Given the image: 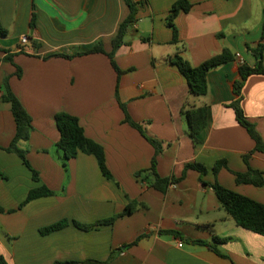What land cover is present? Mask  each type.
<instances>
[{
    "label": "crops",
    "instance_id": "1",
    "mask_svg": "<svg viewBox=\"0 0 264 264\" xmlns=\"http://www.w3.org/2000/svg\"><path fill=\"white\" fill-rule=\"evenodd\" d=\"M177 1L147 0L133 28L137 34H129L115 54L124 72L119 76L106 54H77L99 42L106 53L112 51L119 25L130 13L124 0H0V22L9 31L0 37V47L14 54L10 63L0 50V89L9 76L12 91L32 117L30 139L18 146L40 176L35 182L24 162L4 151L15 138L16 122L11 104L0 100V257L7 264H264V236L236 225L198 171L188 170L166 194L136 177L151 167L155 149L125 122L121 104L147 135L163 144L160 177L181 178L186 165L200 163L207 168V184L217 181L264 203V186L238 185L231 173L248 170L244 157L255 148L228 107L237 100L234 84L241 80L237 57L209 72L204 96L193 95L170 63L180 54L196 67L227 48L255 67L258 59L248 46L264 44V0H187L193 8L176 17L179 42L173 44L167 17ZM242 97L246 118L264 140V75H251ZM184 106L208 108L198 146ZM59 113L77 117L86 136L104 148L113 180L103 175L94 156L80 153L65 160L57 149ZM220 160L227 161L228 169L215 176ZM249 164L264 172V155L252 154ZM42 186L54 194L21 207L30 191ZM130 201L137 208L123 214ZM116 216L109 226H75ZM63 220L69 221L67 227L41 233ZM216 237L228 239L218 246L227 257L193 242L214 243Z\"/></svg>",
    "mask_w": 264,
    "mask_h": 264
},
{
    "label": "trees",
    "instance_id": "2",
    "mask_svg": "<svg viewBox=\"0 0 264 264\" xmlns=\"http://www.w3.org/2000/svg\"><path fill=\"white\" fill-rule=\"evenodd\" d=\"M129 8V16L119 25L117 34L112 42V51L110 53H106L103 47L102 42H99L96 47L88 52L79 53L77 55H86V54H95L102 53L106 54L117 72L119 76H121L124 72L121 71L116 62H115V54L117 50L126 44V38L129 34L135 33L133 28L138 21V14L142 12L146 6L148 5L147 0H124ZM193 8V4L187 0H179L172 6L169 16L167 17V25L173 32V44H177L179 42V32L174 23L176 17L181 13H188ZM33 26V25H32ZM9 35V31L5 29L0 22V37H7ZM142 41L149 42L151 39L146 37H141ZM264 40V33H263ZM248 49L254 53V55L258 59V63L255 67H250L246 64L240 65V74L241 80L235 82L234 84V94L237 96V100L232 102L228 107L234 110L236 120L238 123L246 129L249 136L255 143V148L249 153L245 155L244 161L248 166V170L246 172H233L231 173L235 176L236 184L238 185H250L257 188H261L264 186V172L255 170L250 167L249 159L252 154L258 152L264 155V140L262 135L257 130V127L254 123L250 122L242 109V89L245 85V82L251 75L259 74L264 75V44L259 45L256 48H252L248 46ZM0 50L6 53L4 58L5 61L14 63L13 56L10 50L2 49ZM57 57H64L71 59L74 56H66V55H55ZM235 55L229 50L225 49L220 55L215 56L206 62L202 63L199 66H192L187 60H185L180 54H176L175 56L170 57V63L178 68L180 73L186 78L190 91L195 96H204L208 93V74L211 70L220 67L228 62H231L235 59ZM18 77L21 76V70L18 68L17 72ZM0 100L4 102H9L12 106V113L16 122V135L11 145L8 148H5L4 151L8 153L16 154L24 164L30 169L33 175V180L35 182L40 181L39 173L34 170L27 159L26 151L19 148L18 144L21 141H28L30 139L31 131H32V117L24 108L22 102L19 98L14 94L10 86V77L7 76L0 89ZM121 107L125 113V122L130 126L138 130L147 141L154 147L155 155L152 160L151 167L149 169L140 171L136 173V177L140 178L142 182L146 183L149 187H152L164 194H166L170 188L176 186L180 181H182L188 170L194 169L198 171L201 175L200 181L207 186H210L215 192L218 201L225 212L230 216V218L238 225L248 231H251L255 234L264 236V203H261L257 200H254L248 196L239 194L238 192L226 188L221 185L219 182H215L214 184H207L203 177L207 173V168L200 163H190L186 165L183 176L181 178H162L158 174L157 166H158V158L164 152L163 144L157 139L147 135L146 131L142 127V125L136 123L130 117L126 106L121 104ZM182 113L187 119L190 135L193 139L194 146H198L200 143L199 135L204 131L208 122V108L206 106L200 107L197 109H190L184 106ZM56 122L58 128L61 133V138L57 143V149L60 150L65 160L75 159L78 157L80 153L94 156L98 162L101 172L103 175L109 179L113 180V177L108 170L106 164V153L104 148L88 138L85 134L84 129L82 128L79 119L67 113H59L56 115ZM66 166V163H64ZM227 168V161L220 160L217 161L214 166L215 176L223 169ZM0 176H2L0 172ZM54 193L45 186L36 188L30 191L26 201L21 205V207L25 206L32 200L51 196ZM138 204L134 201H130V204L126 208L123 214H132L134 210L137 208ZM4 210L0 207V214L3 213ZM118 216L102 220L97 222L94 225H80L75 222V226L78 228H82L84 230H91L96 226H109L112 225ZM69 225L68 220L60 221L48 228L42 229V234H48L50 232L61 230ZM142 238L140 236L133 244H137L138 241ZM228 239H220L215 238L214 243H207L204 241H193L197 244L208 247L211 251L216 254L227 257L224 255L218 248L219 244L226 242ZM0 264H7L3 257H0ZM57 264H104L98 261H88L85 263H57Z\"/></svg>",
    "mask_w": 264,
    "mask_h": 264
},
{
    "label": "built area",
    "instance_id": "3",
    "mask_svg": "<svg viewBox=\"0 0 264 264\" xmlns=\"http://www.w3.org/2000/svg\"><path fill=\"white\" fill-rule=\"evenodd\" d=\"M28 41H29V38H28L27 36H24V37H22V39H21L22 44H26ZM236 57H237V59L239 60L240 65L244 64V61H242V59H241V57H240L239 54L236 55ZM180 246H181V245H180Z\"/></svg>",
    "mask_w": 264,
    "mask_h": 264
}]
</instances>
